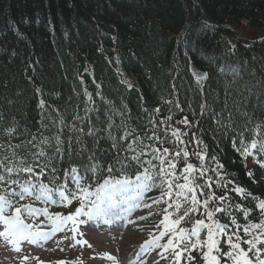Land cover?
<instances>
[{"label":"snow or ice","instance_id":"1","mask_svg":"<svg viewBox=\"0 0 264 264\" xmlns=\"http://www.w3.org/2000/svg\"><path fill=\"white\" fill-rule=\"evenodd\" d=\"M228 44L229 51L235 49L231 41ZM30 68L32 63L26 70ZM187 70L204 92L209 73L196 71L191 62ZM84 73L91 75L88 68ZM220 73L232 77L226 83L222 104H218V96L205 97L198 105L199 116L193 112L191 120L185 115L175 124L171 108L169 115L158 117L160 107L148 109L143 105V115L133 123L127 104L121 101L117 106L107 99L95 80L96 91L90 92L84 86L83 74L77 75L80 91L75 87L72 90L75 104L69 97L62 110L41 98L37 106L43 115L36 132L26 130L18 135L19 128L2 130L6 138L0 139V239L20 251L23 242L40 244L65 230L69 221L75 239L78 224L121 220L131 224L135 221L129 216L135 209H149L146 215L137 217L146 220L154 214L151 209L156 208L155 214L162 213V218L149 231V239L139 246L136 261L130 264H143L139 257L154 249H160L159 256L164 259L171 251L173 264H180L184 253L192 264H198L191 255L193 251L201 253L204 264H264V247L258 246L264 245V219L251 222L253 209L234 202L229 193H236L241 200H256L255 207L262 217L264 199L252 197L229 179L219 153L209 152L201 126L202 120H210L209 130L215 140L229 137L234 147L239 141L237 151L241 157L252 156L254 162L260 163L257 155H264V116L256 123L255 115L249 113L247 94L251 90L247 86L241 90L237 71L221 67ZM120 83L133 88L127 79ZM35 91L43 97L41 87ZM163 102L183 111L176 99ZM247 133H252L250 141ZM104 144L108 146L102 147ZM247 175L252 177V172ZM69 184L75 188L70 189ZM153 190L158 195L149 196ZM217 190L223 194H217ZM73 201L79 206L67 214L49 211L48 205L67 207ZM37 202L44 206L37 207ZM240 213L248 223H238ZM41 216L44 219L38 223L28 222ZM225 218L227 223L222 222ZM44 221L51 225L50 230L41 226ZM103 256L116 261L109 253ZM28 259L23 257L24 261Z\"/></svg>","mask_w":264,"mask_h":264},{"label":"trees","instance_id":"2","mask_svg":"<svg viewBox=\"0 0 264 264\" xmlns=\"http://www.w3.org/2000/svg\"><path fill=\"white\" fill-rule=\"evenodd\" d=\"M227 22L262 27L264 0H0V139L6 138L2 130L10 127L19 128L18 135L26 130L36 132L43 115L37 106L41 98L62 110L69 97L75 104L72 90L81 89L78 74L84 75V86L90 92L96 91L95 80L107 99L117 106L121 101L127 104L133 123L143 115V105L160 107L158 117L169 115L171 108L175 124L185 115L191 120L193 112L199 116L198 105L205 97L218 96L222 104L232 77L222 75L220 68L234 69L241 90L245 86L251 90L248 111L259 123L264 116V40L231 41L236 47L229 51ZM190 62L209 73L204 92L187 70ZM29 63L33 68L26 70ZM85 68L91 75L84 73ZM122 79L133 88L121 84ZM36 87L42 88L43 97ZM173 99L183 111L163 102ZM210 125V120H202L209 152L219 153L229 179L252 197L264 199V155H257L260 163L252 156L242 158L237 151L239 141L234 147L229 137L215 140ZM246 138L250 141L252 133ZM217 194L223 192L217 190ZM148 195L154 197L158 192ZM229 195L253 209L251 222L260 221L256 200H241L234 192ZM152 211L146 219L148 226L162 218V213L155 214L156 208ZM248 222L238 214V223Z\"/></svg>","mask_w":264,"mask_h":264},{"label":"rangeland","instance_id":"3","mask_svg":"<svg viewBox=\"0 0 264 264\" xmlns=\"http://www.w3.org/2000/svg\"><path fill=\"white\" fill-rule=\"evenodd\" d=\"M210 23V22H209ZM225 25L229 28L228 38L230 41L249 42L256 38L264 36V25L258 28H252L246 23H231L227 22ZM201 72V70H198ZM62 209V208H60ZM59 209V210H60ZM54 212V207L49 209ZM57 212V211H56ZM142 215L140 208L131 212L129 218L135 223H128L127 220L115 221L110 225L103 221H92L82 225V230H85L88 242L90 243L93 253L82 248L70 234L65 235L68 230L67 227L63 231L55 232L46 241L40 244H24L21 251H15L11 246L7 245L0 239V264H40L41 262L57 263L64 261L65 264H130L136 261V254L139 251V246L143 243L141 227L142 220L137 217ZM40 220H31L30 223H38L44 218L39 217ZM45 230H50L51 225L44 221L41 225ZM1 230V225H0ZM264 247V245H258ZM104 253L116 257V261H112L103 256ZM23 256L29 257L24 261ZM159 254L154 250L145 253L139 257L143 264H173V261H160ZM138 264V262H137Z\"/></svg>","mask_w":264,"mask_h":264},{"label":"bare ground","instance_id":"4","mask_svg":"<svg viewBox=\"0 0 264 264\" xmlns=\"http://www.w3.org/2000/svg\"><path fill=\"white\" fill-rule=\"evenodd\" d=\"M195 68V67H194ZM195 70L197 71V68H195Z\"/></svg>","mask_w":264,"mask_h":264}]
</instances>
